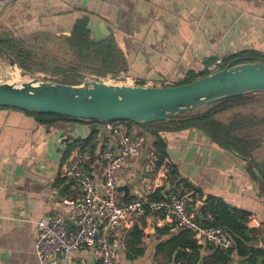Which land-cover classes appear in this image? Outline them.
<instances>
[{
    "label": "crops",
    "instance_id": "1",
    "mask_svg": "<svg viewBox=\"0 0 264 264\" xmlns=\"http://www.w3.org/2000/svg\"><path fill=\"white\" fill-rule=\"evenodd\" d=\"M4 1L0 40L37 31L70 35L75 22L87 16L92 37L115 36L128 61L127 71L121 73L156 85L209 73L216 60L240 51H255L264 58V0H13L5 6ZM248 94L264 99V91ZM254 109L249 112L264 118V109ZM121 126L134 139H144L139 153L118 171L120 186L130 188L126 201L160 188L161 194L183 196L196 214L209 196L219 197L251 213L248 225L255 229L257 244L264 245V194L245 159L219 147L204 132L186 129L161 133L169 158L156 167L151 134L137 125ZM93 129L99 131L97 152L114 144L109 123L46 126L26 111L0 107V264H43L35 250L42 219L60 214L69 230H75L76 216L64 200L77 198L80 187L64 177L62 169L69 140L84 139ZM254 158L264 163V143ZM93 167L99 173L98 161ZM136 224L145 233L135 246L143 252L136 255L129 243L133 228H117L112 232L116 264H174L157 253V246L171 237L159 229L174 233L179 230L175 223L144 215ZM70 264H99V259L85 250L74 253Z\"/></svg>",
    "mask_w": 264,
    "mask_h": 264
},
{
    "label": "trees",
    "instance_id": "2",
    "mask_svg": "<svg viewBox=\"0 0 264 264\" xmlns=\"http://www.w3.org/2000/svg\"><path fill=\"white\" fill-rule=\"evenodd\" d=\"M55 42L60 44L62 56L65 60H76L79 64L88 66L98 78L118 75L128 69V61L115 36L110 34L100 39L92 37L87 16L75 22L70 35H57L49 31H37L0 40V44L24 71L32 72L35 66H39L41 68L40 71L49 72L51 67H53L51 72L55 75H64V79L51 78L52 80L67 84H81L80 76L76 75L77 73H70V70H74V68L59 62L57 60L58 57L51 58L45 54L44 58L49 61V64L38 60L42 52H38L36 46L47 43L49 47H52ZM257 60L264 61V58L255 51L245 50L238 52L234 56L224 58L223 66H233ZM206 74L208 72H204L200 76ZM200 76L186 77L177 84L190 83ZM139 80L141 81L140 83L144 82L141 79ZM244 96H234L222 100L217 102L215 107H210L205 111L181 114L166 121L145 123L128 120L102 122L99 120L72 118L56 113H28L34 115L40 124L46 126L71 121H89L95 124L111 123L115 125L120 123L118 124L119 126L128 124L143 127V130H148L153 138L152 144L158 157L155 162L156 167H160L169 158L167 142L161 133L186 129L200 130L219 147L236 152L245 159L248 171L259 182L260 192L264 194V163L254 158L255 152L264 143L262 133L264 118H260L254 113L246 112L234 113L227 122L218 118L221 112L230 110L236 103L242 104ZM97 135H99V131L93 129L88 137L69 143L68 151L65 155H70L77 145L88 147L92 151L97 152ZM256 170L260 173V177L256 174ZM169 174L172 175L175 172L170 171ZM161 190L160 188L157 189L153 194V198L157 199L168 195L167 192L161 194ZM178 196L183 197L181 195ZM129 201L127 200L126 202ZM187 204L189 206V203ZM145 215L151 216L152 214L147 211ZM250 215L249 211L238 208L219 197L209 196L206 204L197 211L196 217L204 226L224 228L231 238L232 245L227 249H222L208 244H201L195 238L193 232L188 229H179L173 233L169 228L163 227L159 230L163 234L170 233L171 237L163 240L157 246V253L165 254L170 262L174 264H197L200 259H203L204 264H264V245L257 244L258 239L254 233L255 229L248 225ZM144 236L145 233L138 224L130 232L131 240L129 243L133 246V251L136 255H140L143 252L142 248L135 246L142 242Z\"/></svg>",
    "mask_w": 264,
    "mask_h": 264
},
{
    "label": "built area",
    "instance_id": "3",
    "mask_svg": "<svg viewBox=\"0 0 264 264\" xmlns=\"http://www.w3.org/2000/svg\"><path fill=\"white\" fill-rule=\"evenodd\" d=\"M223 59L209 67V73L223 68ZM113 78L115 83L156 85L125 74ZM108 76H106L108 78ZM105 79V78H104ZM114 144L101 152L77 145L65 159L62 175L74 179L80 187L77 198L64 200L68 210L74 211L76 228L70 231L62 215L42 219L38 223L36 254L43 264H70L71 256L85 250L94 251L99 264H116L112 232L124 228L129 232L138 218L147 211L158 219L169 218L178 229H188L202 244L227 249L231 238L222 227L204 226L188 207L187 200L175 193L160 198L135 197L122 203L119 190L120 166L139 153L143 138L134 139L122 126L109 123ZM75 139L69 140L74 142ZM100 164L95 172L94 162Z\"/></svg>",
    "mask_w": 264,
    "mask_h": 264
},
{
    "label": "water",
    "instance_id": "4",
    "mask_svg": "<svg viewBox=\"0 0 264 264\" xmlns=\"http://www.w3.org/2000/svg\"><path fill=\"white\" fill-rule=\"evenodd\" d=\"M11 1L5 0L4 6ZM0 52L12 67H19L1 44ZM21 73L25 74V71L22 69ZM257 91H264L262 60L228 65L185 84H111L104 78L86 79L82 84L39 79L2 82L0 107L102 122L128 120L145 123L170 120L199 106ZM255 172L260 177L259 172ZM119 190L123 191L124 204L130 188L121 185ZM197 264H204L203 259Z\"/></svg>",
    "mask_w": 264,
    "mask_h": 264
},
{
    "label": "rangeland",
    "instance_id": "5",
    "mask_svg": "<svg viewBox=\"0 0 264 264\" xmlns=\"http://www.w3.org/2000/svg\"><path fill=\"white\" fill-rule=\"evenodd\" d=\"M36 49L38 52H42L40 58L38 59L39 61L49 64V61L46 60L45 54L48 55V57L51 58H57V60L63 64H66L68 67H72L74 68V70H70V73H77L76 75H79V79L82 81V83L86 80V79H90V78H97V76L94 75V73L92 72V70L83 64H79L78 61L76 60H65L63 58V53L61 52L60 49V44L58 42H55L54 45L52 47H49V45L47 43H42L36 46ZM41 68H39V66H35L34 70L32 72H26L25 74H20L17 70H20L21 72V68H16V67H12L9 63V61L6 59V57L0 52V83L2 82H10V81H28L31 79H39L42 81H50L52 80L51 78H58V79H64V75L62 74H57L55 75L53 72H51L53 70V67H51V71L49 72H43L40 71ZM117 75H111V77H116ZM105 78L104 80L107 83H113V84H117L115 83V81L113 80V78H110L108 76L107 77H103ZM81 83V84H82ZM261 96H255L253 94H246L243 98H242V104H238L236 103L235 105H233V107L230 110L221 112L218 115V118L222 121L227 122L228 120H230L231 116L236 113V112H246V113H250V109L255 108L258 109L260 107V109H264V99L260 98ZM263 97V96H262ZM217 104L213 103L210 105H203V106H199L198 108H196L195 110L189 111L185 114H189V113H195V112H201V111H205L207 109H209L210 107H215ZM254 109V111H255ZM259 109V110H260ZM253 111H251L252 113ZM256 114V113H254ZM120 123L115 124L114 126L118 125ZM141 131H143V133L145 134L146 132H148L147 130L144 131L143 127L141 128ZM132 136L133 133L129 132ZM147 140V145L150 144V140Z\"/></svg>",
    "mask_w": 264,
    "mask_h": 264
},
{
    "label": "bare ground",
    "instance_id": "6",
    "mask_svg": "<svg viewBox=\"0 0 264 264\" xmlns=\"http://www.w3.org/2000/svg\"><path fill=\"white\" fill-rule=\"evenodd\" d=\"M20 74H21V72H20V70H17ZM22 75V74H21Z\"/></svg>",
    "mask_w": 264,
    "mask_h": 264
}]
</instances>
